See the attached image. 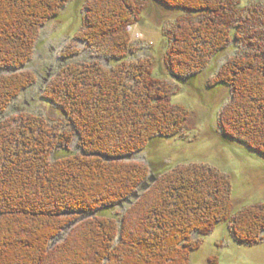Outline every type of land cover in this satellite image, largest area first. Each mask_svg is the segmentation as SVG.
<instances>
[{"label":"trees","instance_id":"trees-1","mask_svg":"<svg viewBox=\"0 0 264 264\" xmlns=\"http://www.w3.org/2000/svg\"><path fill=\"white\" fill-rule=\"evenodd\" d=\"M68 1L0 0V264H192L222 223L239 242L259 244L264 205L238 209L230 175L198 164L157 175L135 159L158 138L192 129L173 83L196 78L230 48L209 81L230 89L219 126L264 157V2L157 0L189 15L167 30V69L157 75L150 56L131 57L128 28L145 0H87L76 38L108 67L72 63L79 52L68 49L41 90L62 119L5 120L38 83L22 69Z\"/></svg>","mask_w":264,"mask_h":264},{"label":"rangeland","instance_id":"rangeland-1","mask_svg":"<svg viewBox=\"0 0 264 264\" xmlns=\"http://www.w3.org/2000/svg\"><path fill=\"white\" fill-rule=\"evenodd\" d=\"M86 2L87 0H69L60 15L43 27L34 56L22 69L34 72L38 83L12 102L5 120L21 116L27 118L29 115L62 119L59 108L42 99L41 90L57 76L62 55L68 49L79 52L68 58L72 63L83 64L97 60L108 67L105 59L96 57L95 53L76 38L83 27ZM144 5L146 8L143 14L128 28L134 49L131 57L140 59L150 56L157 63L155 74L158 75L160 65L164 70L167 69L164 59L169 49L167 30L177 19L188 14L166 8L157 0H145ZM220 54L217 59L212 58L208 67L196 78L187 80L186 83H173L177 91L173 103L192 113V129L189 132L185 130L180 136L158 138L142 153L137 154L135 160L140 164H148L157 175L178 165L198 164L216 168L231 176L232 199L238 209L264 205V157L235 140L224 138L219 126V115L230 99V89L223 84L209 87V81L223 61L235 53L230 48ZM167 79L173 82L171 78ZM71 148L78 150L76 143ZM116 211L119 212L117 209ZM191 263L264 264V232L259 244L247 245L236 240L226 223L219 224L212 234L203 238L202 247L191 254Z\"/></svg>","mask_w":264,"mask_h":264},{"label":"water","instance_id":"water-1","mask_svg":"<svg viewBox=\"0 0 264 264\" xmlns=\"http://www.w3.org/2000/svg\"><path fill=\"white\" fill-rule=\"evenodd\" d=\"M137 196H138V193H135L133 198H137ZM128 202H130V200H128Z\"/></svg>","mask_w":264,"mask_h":264}]
</instances>
